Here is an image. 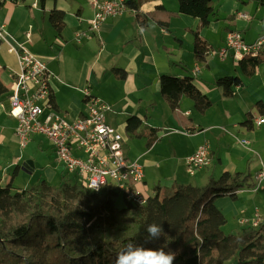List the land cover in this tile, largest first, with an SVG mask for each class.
<instances>
[{"label": "crops", "instance_id": "crops-1", "mask_svg": "<svg viewBox=\"0 0 264 264\" xmlns=\"http://www.w3.org/2000/svg\"><path fill=\"white\" fill-rule=\"evenodd\" d=\"M89 1L47 0L41 5L40 0H0V25H5L11 36L8 43H0V82L7 89V93L0 96V185L4 186L10 177L12 187L20 185L18 182L22 178L30 183V179L23 177V174L33 176L38 169L37 161L24 159L15 135L17 121L10 115L9 95L20 72L18 55L10 50L9 45L13 46L15 42L47 62L55 76L52 82L54 105L69 120L82 116L85 110L84 92L89 91L91 95L112 106V110L107 113L108 122L110 115L115 117V121L118 117H124L125 123L120 127L124 129L125 137L130 117L136 116L143 121L138 130L140 136H134L146 139V150L134 159L126 156L143 165L145 177L141 189L148 192L149 196L154 194L157 186L164 189L161 185L164 177L162 174L158 177L146 171V168L161 170L165 162L174 167L172 175L166 177L171 191L175 183L204 187L210 176L220 178L224 173H249L253 182L256 173L264 167V124L257 126L253 121L251 126H246L245 123L248 113L254 119L264 118V112L256 108L257 103L264 105V63L251 78L246 77L237 64L239 70L235 69L234 76L243 80V86L234 90L233 98L224 97L216 81L227 76L217 79V76L210 75L208 81L198 77L203 66L210 70V55L200 64L196 62L194 53H182L184 41L180 38L190 41V36H193L194 48L193 31L198 29L199 19L180 14L178 0H139L140 8L137 12L130 9L123 16L109 18L95 35L77 41L76 34L87 31L89 20L94 17V9ZM253 1L217 0L216 4L214 0V14L209 26L199 31L201 38L211 44L208 30L213 28L221 34V48L229 31L245 33L250 28L251 18L248 21L242 20L236 17V13H246L244 10L249 9ZM255 3L260 8L258 0ZM159 7L165 11H157ZM55 9L65 13V28L61 34L48 19L49 13ZM153 12L162 19H166L168 12L173 13L168 26L163 27L151 19L149 15ZM137 14L147 17L145 27L137 20ZM225 21L231 24L228 26ZM177 23L181 25L180 32H177ZM28 33L31 34L30 39L26 37ZM198 64L201 65L200 70L194 74L193 70ZM175 65L183 71L175 69ZM115 70L121 71L118 76ZM124 72L126 77L122 78ZM174 73L176 75H172ZM163 75L193 78L196 87L213 102V107L199 115L194 104L184 101V97L180 108L172 110L161 97L169 109H164L162 126L165 125V128H160L156 121L160 114V101L151 98L149 92L160 94V78ZM185 104L189 110L182 112ZM149 128L157 130L156 140L151 147L147 146L146 137ZM204 143L211 146V162L190 176L186 171L187 159ZM27 161L34 163L31 173L22 170ZM55 170L51 166L43 167L38 182L45 180L52 185ZM63 176L70 179L61 169V179ZM184 179H188V182ZM215 205L227 219L223 227L226 234L238 232L241 219H252L256 213H259L261 224H264V185L256 192L239 191L236 200L220 198Z\"/></svg>", "mask_w": 264, "mask_h": 264}, {"label": "trees", "instance_id": "trees-1", "mask_svg": "<svg viewBox=\"0 0 264 264\" xmlns=\"http://www.w3.org/2000/svg\"><path fill=\"white\" fill-rule=\"evenodd\" d=\"M46 1L40 0L41 5ZM125 1L131 10H139V0ZM178 3L180 14L199 19V27L193 31V53L196 62L204 63L213 47L201 38L199 31L211 22L212 1L178 0ZM258 4L264 8V0H258ZM160 9L164 10L159 7L157 11ZM156 15L153 12L149 17L167 27L173 13L168 12L166 19ZM136 17L145 27L147 17L140 14ZM48 19L61 34L65 13L52 10ZM263 63L264 57H246L239 65L244 75L251 78ZM120 72L115 70L116 76ZM122 74L125 78V72ZM216 85L224 97L233 98L234 90L243 86V80L227 76L218 79ZM5 93L7 89L0 82V96ZM160 94L172 110L180 108L184 97L193 101L200 114L214 105L190 77L161 76ZM256 108L264 112L261 102ZM253 117L251 113L246 115V126L252 125ZM142 124L139 117H130L127 134L140 136ZM148 132L147 146L151 147L157 130L149 128ZM253 187L249 173H224L220 178L210 176L204 187L175 183L171 194L166 196H162L163 189L157 186L146 205L126 202L123 209H118L114 191L103 189L93 193L64 176L58 186L45 180L16 191L12 184L0 185V264H115L117 255L128 243L144 245L146 228L152 223L161 225L165 235L145 246L175 252L174 264H264V224L226 234L223 227L227 219L215 205L220 198L236 200L239 191Z\"/></svg>", "mask_w": 264, "mask_h": 264}, {"label": "built area", "instance_id": "built-area-1", "mask_svg": "<svg viewBox=\"0 0 264 264\" xmlns=\"http://www.w3.org/2000/svg\"><path fill=\"white\" fill-rule=\"evenodd\" d=\"M94 17L89 20V29L76 34L81 41L95 35L109 18L123 16L130 10L125 0H90ZM242 20H250L245 13H236ZM27 39L31 34L26 35ZM10 34L5 25H0V43H8ZM10 50L19 58L20 72L9 95L10 115L16 119L15 135L22 150L26 149L34 137L45 136L53 146L59 163L64 166V174L74 178L86 190L98 193L103 189L121 193L133 205L144 206L149 195L141 189L144 182L143 166L137 160L128 158L124 151L126 137L109 124L107 113L112 106L85 91V110L81 117L69 120L61 114L53 102L52 82L55 79L45 60L15 42ZM222 61L231 60L239 64L246 57H264V36L248 43L242 33L229 31L225 44L217 52ZM201 65L193 70L197 74ZM257 126L264 124V118L254 119ZM212 151L208 143L198 147L187 159V173L196 172L211 162ZM69 179V180H70ZM254 187L247 191H258L264 185V167L253 178ZM261 217L256 213L252 219L243 218L241 227L258 228Z\"/></svg>", "mask_w": 264, "mask_h": 264}, {"label": "rangeland", "instance_id": "rangeland-1", "mask_svg": "<svg viewBox=\"0 0 264 264\" xmlns=\"http://www.w3.org/2000/svg\"><path fill=\"white\" fill-rule=\"evenodd\" d=\"M176 2V0H174ZM212 2H214V0H211ZM215 3L217 4V0H215ZM25 10H27V8H24ZM250 18H251V22H250V28L246 29L245 33L244 31L242 33L243 37L246 38L245 40L249 43H254L255 39L260 38L261 36H264V8L260 7L258 8L257 4L255 3V0L253 1V3L251 4L249 9L244 10ZM243 13V12H241ZM226 22V21H225ZM227 25L229 26V24H231L230 22H226ZM177 32H180L181 30V25L177 23ZM238 31V30H237ZM240 32V31H239ZM244 33V34H243ZM220 33L219 32H215V30L213 28L208 30V36L211 39V44L213 47V50L210 53V56L208 57V61L210 64V70L206 67L203 66L201 73H198V77L199 78H203V81H208V78L210 75H214L217 76L216 78H220L223 76H234L235 69L238 65L233 63L232 61L228 60L226 62H223L219 55L217 54V52L219 51V46H220ZM181 41H184V48L182 53H187L188 51H190L193 55V36L189 39V40H184L182 38H180ZM213 40V41H212ZM254 40V41H253ZM252 41V42H251ZM173 52H171L170 54H172ZM38 56V55H37ZM41 58V57H40ZM175 62V61H174ZM192 61H190V64ZM174 66V65H173ZM175 69H181L180 66L178 68V65H175ZM239 70V69H238ZM51 71V70H50ZM174 72H177V70H173ZM183 71V70H182ZM171 74V73H170ZM172 75H176L175 73ZM215 82V81H214ZM110 88V87H109ZM70 91V90H69ZM111 91V89H110ZM149 95L151 96V98L156 99L158 98L160 101V114L157 115L156 117V121L158 126H160V128H165L162 124L164 122V109L167 111L168 106L165 102L162 101L161 99V95L159 93L156 92H149ZM184 101H188L189 103H191L192 105L194 104L190 99L185 98ZM190 104V105H191ZM192 109L193 106H192ZM186 110H189L186 107V104L182 106V112H185ZM197 115V112L194 110V116ZM201 115V114H199ZM202 117V116H201ZM109 118V122L112 126H114L117 129H121L120 132L124 133V129L121 128L120 126L123 125L124 122V117H118L117 121H115V117H111L108 116ZM112 118V119H111ZM126 132V131H125ZM164 134L167 133V131H162ZM184 138V137H183ZM184 139H188V138H184ZM197 139H200L197 138ZM39 143V146L37 145ZM125 154L129 155L131 157V159L136 158L139 154H143V152L146 150V139L145 138H138L134 135L130 136V134L126 133V143H125ZM53 146L51 144V142H49V140L42 135H39L35 138L34 142L31 143L26 149H24L22 151L23 155L25 156L24 159L28 158V160H34L35 162H38V166H37V171L33 176H27L25 174H23V177H28V179H30V183H28V181L25 178H22L21 180H19L18 184L20 185H14L13 189L16 191L17 188H15V186L17 187H21V188H29L30 184H36L38 182V180H40L41 175V169L43 167H47V166H51L52 168L56 169L55 170V178L53 182V186H58L61 182V177H60V172L61 169L64 171V166L58 162L56 155L53 152ZM22 150V149H21ZM148 157H146L147 159ZM36 162V163H37ZM44 164V165H42ZM142 165V164H141ZM143 166V165H142ZM164 168L159 170L154 168H146V171H151L152 174L156 175V176H160L161 174L163 175L164 179L161 182V185H163V193L162 196H166L171 194V188L169 187V183L166 179L167 175H172V173L174 172V167L172 164H169L168 162L164 163ZM206 168V167H205ZM71 179H74L71 177ZM185 182H188V179H184ZM11 183V177L7 180V183H4V186H7ZM148 193V192H147ZM150 193H152V191H150ZM149 194V193H148ZM115 205L118 209H123L126 206V200L124 199V196L119 193L117 196H115ZM128 203V202H127ZM225 227V226H224ZM223 231H225V229L223 228ZM226 231H228V229H226ZM240 231V229H239ZM238 231V232H239ZM236 232V233H238ZM236 233H232V234H236ZM231 234V233H229Z\"/></svg>", "mask_w": 264, "mask_h": 264}, {"label": "clouds", "instance_id": "clouds-1", "mask_svg": "<svg viewBox=\"0 0 264 264\" xmlns=\"http://www.w3.org/2000/svg\"><path fill=\"white\" fill-rule=\"evenodd\" d=\"M164 235L161 225L156 223L148 225L144 245L128 243L127 247L117 255L115 264H174L175 252L165 251L163 247L153 249L145 246L159 240Z\"/></svg>", "mask_w": 264, "mask_h": 264}, {"label": "water", "instance_id": "water-1", "mask_svg": "<svg viewBox=\"0 0 264 264\" xmlns=\"http://www.w3.org/2000/svg\"><path fill=\"white\" fill-rule=\"evenodd\" d=\"M33 167H34V163L32 161H27L23 164L22 170L26 173H31Z\"/></svg>", "mask_w": 264, "mask_h": 264}]
</instances>
